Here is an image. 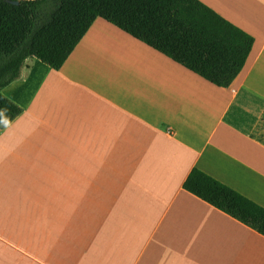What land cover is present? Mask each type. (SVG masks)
<instances>
[{"label": "crops", "instance_id": "0c3cea01", "mask_svg": "<svg viewBox=\"0 0 264 264\" xmlns=\"http://www.w3.org/2000/svg\"><path fill=\"white\" fill-rule=\"evenodd\" d=\"M254 39L226 88L96 18L1 89L0 264H264V236L184 189L264 208V0H200ZM241 12V13H240Z\"/></svg>", "mask_w": 264, "mask_h": 264}, {"label": "trees", "instance_id": "16d2710c", "mask_svg": "<svg viewBox=\"0 0 264 264\" xmlns=\"http://www.w3.org/2000/svg\"><path fill=\"white\" fill-rule=\"evenodd\" d=\"M96 18L223 88L254 42L200 0H0L1 127L21 112L1 89L19 77L24 61L34 57L58 70ZM183 187L264 236L261 206L197 169Z\"/></svg>", "mask_w": 264, "mask_h": 264}, {"label": "clouds", "instance_id": "9594fccd", "mask_svg": "<svg viewBox=\"0 0 264 264\" xmlns=\"http://www.w3.org/2000/svg\"><path fill=\"white\" fill-rule=\"evenodd\" d=\"M0 111H2V112H6V109H2V110H0Z\"/></svg>", "mask_w": 264, "mask_h": 264}, {"label": "water", "instance_id": "95a60500", "mask_svg": "<svg viewBox=\"0 0 264 264\" xmlns=\"http://www.w3.org/2000/svg\"><path fill=\"white\" fill-rule=\"evenodd\" d=\"M12 3H14V4H18V2H17V1H15V2H12Z\"/></svg>", "mask_w": 264, "mask_h": 264}, {"label": "rangeland", "instance_id": "374dc122", "mask_svg": "<svg viewBox=\"0 0 264 264\" xmlns=\"http://www.w3.org/2000/svg\"><path fill=\"white\" fill-rule=\"evenodd\" d=\"M241 13V12H240Z\"/></svg>", "mask_w": 264, "mask_h": 264}]
</instances>
